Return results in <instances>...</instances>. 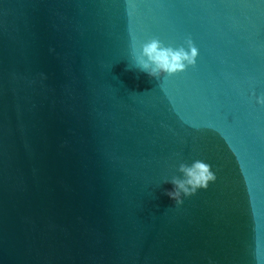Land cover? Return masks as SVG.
<instances>
[{
	"label": "water",
	"instance_id": "obj_1",
	"mask_svg": "<svg viewBox=\"0 0 264 264\" xmlns=\"http://www.w3.org/2000/svg\"><path fill=\"white\" fill-rule=\"evenodd\" d=\"M261 95L264 0H0V264H264Z\"/></svg>",
	"mask_w": 264,
	"mask_h": 264
},
{
	"label": "clouds",
	"instance_id": "obj_2",
	"mask_svg": "<svg viewBox=\"0 0 264 264\" xmlns=\"http://www.w3.org/2000/svg\"><path fill=\"white\" fill-rule=\"evenodd\" d=\"M132 55L137 66L149 75L159 77L184 71L189 65H194L199 51L191 41L187 47L175 48L165 46L159 39H151L144 42L139 51L134 49ZM256 100L257 103L264 104V95L257 96ZM178 172L181 175H174L164 181L173 185L166 194L176 205L182 204L184 197L194 194L198 189L207 188L208 183L215 179L209 166L201 161L180 163Z\"/></svg>",
	"mask_w": 264,
	"mask_h": 264
}]
</instances>
